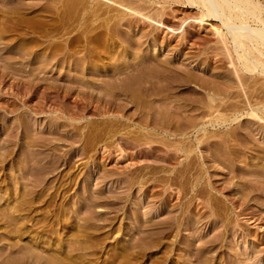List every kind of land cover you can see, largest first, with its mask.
Masks as SVG:
<instances>
[{
  "label": "rangeland",
  "instance_id": "1",
  "mask_svg": "<svg viewBox=\"0 0 264 264\" xmlns=\"http://www.w3.org/2000/svg\"><path fill=\"white\" fill-rule=\"evenodd\" d=\"M6 1L10 2L9 0H6ZM20 1H23L22 3L24 4H27V3L30 4V2H32L33 0L32 1L31 0H20ZM41 1L42 3H44L46 0L44 1L37 0L36 2L41 3ZM82 1L84 2V0ZM82 1L79 0L80 4H78V1L71 2V3L69 2L68 4V2L65 3L64 0L63 1L55 0V2L58 5H61L62 2L64 3V5L62 4L61 7L57 5L58 7H60L59 11L58 9L53 10L54 7L52 8V6L55 5L53 3L52 6L50 5V8H49L50 11L48 10V8L42 11L43 8H40L39 6L40 9H36L37 11L33 10V12L32 10H28L25 8V10H23L20 13V15L11 14V13L8 14L9 11L7 8L9 7L7 6L2 7V5L0 4V10H1L0 11V35H1L0 36V158H1V154L3 156V153L6 152L5 150L7 148H8L7 149L8 153L11 150L13 151V153L12 151L9 153L10 155L8 156L10 157H8L7 160H5L6 162L3 161L2 163L0 161L1 162L0 163L1 164L0 165L1 166L0 167V187H1L0 192L2 193V195L1 193L0 195L4 197L3 201H5L6 199H8L7 195L9 196L10 193L16 194L15 190L16 191L19 190L17 193L19 195L22 194L23 197L22 195L21 197L24 198V196L25 197L27 196L28 191L30 192L32 191L29 188L33 189L32 186L34 185V183L38 181L37 183L39 184L40 188L38 184L36 185L37 189L33 186L34 189H36L35 190L36 193L32 194L29 192L32 195V198L34 199L35 202L32 203L33 201L32 199V201H30V204L31 205L33 204L32 206L25 205V208L29 206V208L31 207L33 209L27 208V209H24L23 211L20 210V213L23 215L25 214L24 215L25 217L26 216L28 218L31 217L30 218L31 221L29 222H28L29 219L26 217L29 225H34L33 221H35L36 218H38L37 221L39 220L41 222H43L47 218L50 219V221L49 220L45 221L46 222L45 224H47V226L52 221L51 222L52 229L50 227L51 225L49 227L46 226L45 229L42 226L40 228L37 225H34L35 229L31 228L33 226H29L31 229L30 231L32 232L33 235L32 234L29 235L28 234L29 232L27 234L24 233V235L22 234V236H18L16 240L19 237H21L19 238L18 241L20 242L21 240L23 241L24 244L22 242L20 243H22L23 245H26L25 242L29 243V240L34 239V237L38 238L37 235L39 232H40V236L41 235L43 236L45 234L44 237L46 236L45 238L47 239L48 234L49 235L52 234L51 236H54V235L56 236L54 232L55 230L58 229L56 232H60L61 234L62 232L65 231L62 235L61 234L60 235L62 239L65 240L64 243L68 244L69 241L71 242L72 240L77 239V237H79V239L82 240L83 237L81 236L86 234L90 238L87 239V241L86 240L84 241L83 245L84 244L85 246L87 245L86 246L87 248L86 250H82L81 252H83L85 257L88 256L86 257L87 259L86 262L87 263L89 262L88 264H119L121 260L126 261L127 257H129L128 259L131 258L130 261L127 260L129 261L130 264H140V263L141 264H148V263L155 264L154 262H156V264H163V263L182 264L186 260L188 262L190 261L189 263L186 261V264L187 263L188 264H201V263L202 264H252V263L253 264H264V192L258 189L259 191L256 190L257 192H255L254 195H252L247 201L244 202L242 200V197L245 196L244 193L246 191L248 192V190L251 188L250 186L252 187L255 186L257 180L256 182L253 180L252 183H250L251 180L249 179V176L247 175H246L247 178L245 176L244 177L246 178V180L249 179L248 180L249 182L242 180L244 179L243 177L242 178L240 176H239L240 178L237 176L234 177V175L237 174V172H235L236 170H234L233 167H230L229 165L230 157H228L230 156L231 153H234V148L241 147L243 143L247 140L248 141L250 140L252 145H254L253 140L257 139L259 140V143H262L264 145V135L262 134V132L264 133V121L262 124L261 120L258 121V119L247 115V113H245V115L242 116L241 119L239 118L235 120L234 122H232L231 120L232 119L231 117H234L237 114L241 113V112H238L239 110L242 111V113H244V110H243L244 106H246L249 100L253 101L252 104L253 103L255 104L256 102L255 100L258 99V97L259 99L261 98L262 100H264L263 99L264 87L262 91L260 90L261 92L258 91L259 93H251V91L249 90H252V89H249L248 87L247 89L248 91L244 90L248 92V94H244V91L240 90V88L233 91L234 89L233 88L232 91L235 94H232L231 96L226 94L227 91L230 89L229 88L228 90H226L225 93H223V94H226L227 96H224L223 94H220L219 96H217L218 97L217 102H220V101L222 102L223 100L222 98H225L223 102L227 101V104H235V102L239 101L238 103L235 104L236 105L235 108L239 109L237 110L238 113L236 114L235 108H234V112L232 110L233 106L232 107L230 106L231 109L228 107H223V106H221V108L214 107L212 109L206 107L204 102L208 100V97H206L207 95L205 94L209 89L207 88L205 89V87H202V84L199 83V81L198 83H196L195 81L194 82L192 81L191 83L186 81L187 80L186 72H187L189 73V75L192 74L193 76L198 77V79L204 78L205 80H208V81L211 80L214 85L218 83L217 85H220L221 87H223L224 84L226 83H228L226 85H229L230 75L231 77H234L235 74L237 76V73L231 74V72H234V71L230 70V59L228 60L229 55L227 54L229 52L228 50H226V46L224 45V43L221 41V38L219 37L221 24L218 21L216 22L206 21L202 25H200L199 24L200 22L199 14L200 13L198 12V10L196 8H192L191 6L182 5L178 3L177 4L161 3V5L158 3H153L154 4V5L152 4L153 7L148 3V4H144L146 5V10L144 9L142 11H139L138 13L132 16L130 15L125 16L124 15L125 13L122 11L116 10L118 12L116 13L115 9H113L112 7L111 9V8H108V6L105 4L100 5L98 0H86L85 1L86 3L89 1L87 4L83 3ZM261 1L263 2L264 0H261ZM76 3H77L76 7L78 9L74 5ZM81 3H83L84 5L82 6ZM65 4L66 6L67 5L70 6V8H68L70 11H72L71 8L73 9V12H71V14L73 13L74 15L69 14L70 11L67 14L68 10L67 8H65ZM88 4L94 8H98L99 6H101L102 8L104 7L105 9L103 8V10L100 11L102 15L99 14L102 16V18L100 16L94 17L92 13L93 9L90 8ZM136 5L137 4H133V7H136ZM148 6L150 9L148 8ZM63 7L65 9H61ZM51 8L53 11L51 10ZM5 10L8 11V13L7 12L3 13V11ZM63 10H65L66 12L65 11L63 12ZM107 10L110 12H107ZM53 12L57 14L61 12L62 15L60 16L62 17V19H64L65 17H67L66 18L67 20L70 19L68 21H66V19H64L65 21L60 20L59 24L64 23L63 26H65V29L66 27L68 29H66L67 31L62 32V34L60 33V36L56 35L58 38V39L56 38V40L60 44H63L64 46H66V49H64L65 47L63 46V49L65 50V52L70 51L69 53L73 54L74 57L71 56L72 60L66 61L62 56H60L61 59L58 56L59 60L52 61L50 63L47 62L48 65L47 64L45 65V59H44L45 57H42V56L38 57L40 58V60L41 58H43L42 60L44 61L42 62V60L36 61L35 59L37 58L34 59L32 57L33 55H29L31 47H32V46L29 47L30 46L29 43H32L33 41L35 42L40 41V39L41 41H44L45 39H47L46 36H44V31L45 30L47 31V29L50 28L49 25H47L49 24L48 22L51 20L50 17L53 16L52 17V20H53L54 16L57 15L55 13H54L55 15H53ZM83 12L84 14H82ZM76 13L77 15L81 13L80 15L82 17H85L88 15L87 18L91 17L90 22L92 20L94 21L93 18H95V21L98 19L101 24L98 22V20L94 22L95 23L98 22L100 25V28L104 27L105 29H100V30H103V32L105 31V33L107 31H108L107 33H109V30H113V31H110L111 33L108 34L109 36L111 34L113 44H112L111 39H108V43L110 42L109 43L110 45H114L115 43V45L110 49L112 50V52L108 51V53H111L113 57H115L116 54L117 56L118 54L119 56L127 54L128 58L126 59V61H130L128 59H131L129 57L132 54L136 55L141 52H142V55H145V54L149 55L148 57L150 59H152L153 56H155L154 58L156 57L158 58L160 55L162 60L163 59L166 60L168 58L167 60H170L173 64V66L171 64V67L173 68L175 67L174 69L177 71H171V69L166 70L165 68H160L157 66L156 62L155 63L152 62V63H148V69L144 71L143 73V72H140V69H139L140 65H142V63H140L141 61L137 62L138 59H136V60H132V63L128 62V67H131L132 64L134 65L132 66L134 67L133 70L131 69L129 70V72L127 68L122 67L120 71L122 70V72L124 73L120 72V74L117 73L115 75L114 74L112 75V73L110 74L106 73V71H103V73L102 72L98 73L97 72L98 69H94L93 67L95 66L96 63H98L99 60L96 58H93L92 60L91 56H89V58H87L86 56V55H89V53H87V52H90L89 50H92L91 52H93V50H96V49H94L95 47H93V44L91 47L93 49H89L90 46L86 48V46L90 43H87L89 40L86 39L84 35L82 34L87 33V35H85L87 37L89 35L88 32L89 33L96 32L97 34L95 33L94 35L90 34V37H89L90 40L92 39L95 40V38L91 39V36L93 35L92 37H94L96 35L97 36L100 35L98 34L100 30L93 31L95 30L94 27L99 26V25H97L98 23L95 24L94 22H91L90 24L89 22L88 23L86 22L85 26L89 27L90 30L88 28H85L83 25L85 19L81 20L82 17L80 15H79L80 18L79 17L74 18V17H77L75 16ZM5 14H8L9 16L8 15L6 16ZM66 14L68 16H66ZM142 16H144L143 18L149 17L148 19H146V22L148 23L143 24L139 22L136 25V24H133L132 21H130L132 17L136 18V17H142ZM17 17L19 19H17ZM59 19L61 18L59 17ZM74 19L75 20L79 19V21L75 23ZM106 19H109V21ZM119 19H121L122 21ZM40 20L41 22L46 23V25L40 27L42 25L40 23ZM112 20H115V22ZM116 20H118L117 21L118 23L116 22ZM20 22H22V24ZM37 22L40 24V26ZM68 22H70L69 26L72 24L71 27L65 25V23H68ZM112 22L114 23L112 24ZM93 23L95 25L94 27H93ZM104 23L106 25L108 23V26L110 27V29ZM154 23H156L158 26ZM35 26L37 28H35ZM105 26L107 27V30ZM5 27L9 29L6 30ZM30 27L31 28L34 27V28L31 29ZM83 27H84V30H83ZM18 28L19 30L21 28V30L19 31ZM82 30L84 32L85 30H88V32L86 31L85 33H81ZM15 31H18V32H15ZM78 32H80L79 35L81 34L84 37V40H83L82 36L80 35L81 36L80 41L82 40L80 43H83V41L85 42L86 40L88 41L85 44L79 43V45L77 43L79 41H77L75 42V44L77 45L73 44L71 49L68 50L70 47V46H67L68 42H70L69 39L71 40L76 34L78 35ZM114 32L116 35L114 34ZM107 33L103 34L101 31V34L103 35H107ZM40 34H42L44 37ZM100 36L101 38L105 37L102 35ZM187 36L189 38V40H187L188 42L186 41V38H185ZM105 38H103L102 40H104ZM95 41L92 42V43H95L94 45H96ZM203 41H206V42H203ZM24 43L25 45L27 44V48H25ZM192 43L193 44L197 43V45L199 43L201 50L196 49L195 46L194 47L191 46ZM60 49L57 51L58 53L61 52L60 55H62V51L64 50L62 49L61 51ZM45 50L47 51V55H49L50 52L52 51L49 47H47V49L45 48L44 51ZM27 51L29 54L27 53ZM151 51L153 52L151 53ZM147 52L150 54H148ZM199 52L201 54H199V57L197 59L196 54H198ZM25 53L28 55H26ZM42 53H46V52H42ZM102 53L106 54V51H103ZM154 53L155 54L158 53L159 55L158 54L155 55ZM190 54H193L191 55L192 57L190 56ZM138 55L141 56V54H138ZM84 56H86L88 60H86V58L85 60L84 59L82 60ZM117 56L115 58H117ZM160 57L158 59H160ZM80 58H81V61H80ZM220 58L221 59L223 58V60H225L224 65H220L221 63H216V59L218 60ZM89 60L92 62H89ZM185 63H189V64H185ZM203 64L205 67L204 70L201 69V65ZM188 66L192 67L193 70L185 69V67L187 68ZM141 74H142V77H143V74H145L144 78L140 76ZM127 76L131 77V79L127 78ZM149 76L151 77V79ZM98 78H99V81H98ZM262 78L263 77H260V80H258L260 84V85L258 84L259 86H262V84L264 83V80ZM110 79L112 80L110 81ZM142 79H144V81ZM136 80L138 83H136ZM161 80H163L164 83L161 82ZM113 81L116 82L114 83L115 84L114 87L112 86L113 84L107 83V82L113 83ZM157 81L161 82L164 85L167 84L168 88H162L163 85H161V83L160 85L157 84ZM243 81H241L242 84L244 83ZM89 82H91L90 85H89ZM106 83L108 85L110 84L114 89L111 88V86L108 87ZM134 83L139 84V85H135ZM142 84L144 86V87L142 86L143 90H141V87H140ZM169 85H171V87ZM120 86L122 87L120 88ZM106 87L107 89L111 88V91L110 89L109 91L106 90ZM138 87H140L139 88L140 91L137 92L136 89H138ZM216 87L219 90L220 89L223 90L222 88H219L218 86ZM224 87H227V86H224ZM170 88L172 89L170 90ZM94 89H96V91ZM104 91L106 92L105 93L106 95L104 94ZM147 91L149 94L146 93ZM111 92L115 95H113ZM144 94L147 96L150 95L149 96L150 101H146V104L144 102L145 100L143 99ZM129 98L131 100H129ZM141 98L143 101L141 100ZM193 99L194 100L198 99L200 103L199 102L192 103L191 100ZM202 106H205V107H202ZM180 107H181L180 110L182 111H180L179 109L175 110ZM157 108L159 109L160 112H158ZM163 109H164V113L166 110L167 117L172 114L171 117L175 116L177 118V121L178 119H181V118L183 119L184 123L183 122L181 123H183V125L187 127L182 125L183 127L182 131L183 133L185 131V133L190 134L188 135V137L193 135L192 137L193 139H195V144L188 142L189 140L186 143L180 144L179 141L180 139L182 140L183 137L166 136V134H164L162 130H159V131L158 130L156 131L154 129L151 130L153 125L150 126L149 129L154 134L150 132V135H149L150 137L146 136V139L145 137H143L144 139L142 137L139 138L140 134L144 135L145 132L147 133V131H145L146 129L139 125V124H143L141 121L142 120L144 121L146 119L144 121V124H152V123L154 124V122H152L154 121L153 117L158 118L156 116H160V115H157V114L158 113L160 114L161 112H163L162 111ZM222 115H225L226 117L225 116L224 117L226 119L228 118L227 124L216 123L218 119H219L218 122L220 123L223 121L224 117L223 118L220 117ZM175 117L174 119L168 117L169 120L172 119V122L170 121L171 124L175 123V121H173L175 120ZM218 117L222 118V121H220L221 119ZM157 120L155 119V121ZM146 121L147 123H145ZM211 121H214L212 122L214 126H212ZM251 122L255 124L257 127L262 128L261 132L254 131L253 130L254 125ZM196 123L197 125L199 123H201L200 125L207 124L208 130L211 131L210 133L208 132V134H210L209 135L210 138H208L209 136L204 135L202 132L201 133L203 135L202 136L203 139L200 137L201 136L200 133L192 134L193 133L192 131H194L193 125H195ZM167 124H169V122ZM175 124H178V123H175ZM18 126H19V129L17 128ZM134 126L135 128H138V129H135ZM111 128H112V131H110ZM247 129L249 132H247ZM174 131L175 129H173L172 132ZM114 132H117V133H114ZM137 132H139V134ZM123 135L124 137L130 136L135 141L136 139L134 137L138 136L137 138L139 141H137L136 144L140 143V146H138L137 144L139 148L135 145L131 146L132 144H128L126 140L124 139ZM197 135H200L198 137L202 139V142L200 144L198 143V141H196L197 137L195 138V136ZM178 138L179 140L177 141L176 139ZM250 138L252 139V141ZM231 139H232L231 141L232 144L228 142ZM10 140H12V142ZM148 140L149 142H147ZM140 141L143 142L144 144L141 143ZM221 141H224L225 143L228 142L229 145L225 143L224 145ZM234 143H236L235 146H234ZM186 144L189 145V147H187ZM191 145H193V148ZM250 145L251 144L249 143V149H247L246 154L247 155L248 154L249 155L258 154L257 147L252 148L253 146L252 145L250 146ZM4 146H7L5 147L6 149L5 148L2 149ZM178 146L180 147L181 151L177 149ZM175 148L178 150L177 151L178 153L175 152L176 151ZM228 149H229V152H228ZM235 152H237V150H235ZM175 158L176 160L182 161V164L175 165V161H176ZM240 158L241 157H239V159ZM1 159L4 160L5 158L2 157ZM13 159L15 160L14 162H13ZM31 161H34V162H31ZM168 161H171V162H168ZM29 163L31 164L29 165ZM231 163L237 164L239 163V160L235 159L234 162L231 161ZM40 167L41 169L39 171ZM260 169H261V172L259 173V177H262L263 176L262 175L263 165H262V168L260 165ZM34 170L36 171L37 176H34L36 175ZM42 170L51 171L50 173L49 171H46L49 177H46L45 181H44V177L47 175H45L46 172L45 173L43 172L44 176L43 174L40 175ZM25 172H28L29 174L27 175V173L25 174ZM23 173H24L23 176L26 175L25 179L26 178L27 179L23 180L24 177H22V181L20 179L18 180V178L21 177L20 174L22 175ZM29 175H31L30 177L32 179V182L30 180ZM38 175L43 177L42 179L43 182L42 181L39 182L40 181L39 179H41L42 177ZM141 176L143 178H141ZM36 177L37 178L40 177V178L37 179ZM171 178L174 180H171ZM262 178H259V179H262ZM28 179H29V182H28ZM126 179H127V182H126ZM26 182H28L29 184H26ZM40 183L43 184L42 187H41L42 184L40 185ZM132 183L133 185L131 186L130 184ZM245 183H246V186L249 185L247 186L249 187V189L245 187ZM257 186L259 187L260 184L257 183ZM24 188H26L27 190ZM4 189L5 190L7 189V190L5 191ZM34 189L32 192H35ZM7 191L8 192L11 191V192L6 193ZM38 191H42L41 193H44L41 197H38L40 199L36 198ZM154 192L158 194H154ZM18 198L19 200L21 199L22 201V198H20V196H18ZM18 198L16 196V201H14L15 200L14 199L13 202L7 201L9 202V204L5 202L6 205L8 204L7 208L9 207L13 208L16 205L18 206V204L20 203L18 201ZM29 198H31L30 195H29ZM40 200L43 202H41ZM3 201L2 202L0 201L1 209L2 208L4 209V207L6 208V205ZM240 201L241 203H239ZM139 202L140 204H142L140 208H138L137 206V205H140ZM10 204L11 206H9ZM21 206L22 205H20V207ZM164 207L166 210H163ZM84 208H86V210ZM87 209L88 211L91 209L90 212L92 213L94 212L93 215L88 214ZM26 210L27 211L30 210L29 212L30 215L28 212L26 213L24 212ZM67 211H68V215L73 216L72 217L73 220L70 219L69 221H67V227L68 225L70 226L68 228H64L63 229L64 231H63L61 230L62 225L61 223L58 222V220L63 218L64 216L56 217V215H60L63 212H67ZM72 211H76V212H72ZM136 213L143 215L144 217H147L149 219L151 217L153 218L154 216L153 218L154 222H159V221L166 222L167 220V223L169 222L171 223L172 219L175 218L174 220H176L178 224L176 223V226H173V228H171L174 230L171 234L167 235L168 237L163 233L165 231L164 228L162 229V227H159L156 229L155 228L152 229L146 226V222H140L138 224V228L140 229L139 232L141 234L140 233L132 234V233H129L130 232L129 228L131 227L130 226L131 223H136V222H130V219H132V217ZM96 214H98V216ZM45 215L47 216L46 219H44ZM88 215L90 216L87 217ZM94 215H95V218H93ZM53 217L56 219H53ZM41 218L43 219V221ZM64 219L66 220L65 217L63 218V220ZM55 220L57 221V223ZM91 224H92V227H91ZM93 224H95V226ZM38 225H41V224H38ZM53 225L55 228L53 227ZM174 227H177V228H174ZM179 227L181 228L180 230L181 232L179 231V233H177L179 230ZM49 229L50 231H48ZM167 229H170V228H167ZM4 230H5V227H4ZM51 230L54 232L52 233ZM4 232H7V230L3 231V227L0 228V235L3 234L2 236L4 237V239L5 237H7L6 238L7 240L3 239L2 241H0V244H1L0 247L2 249L0 253H2L3 251L9 252L10 249L13 251L14 249V248L12 249V247L10 246H12L11 244L13 242V238L15 239V235L12 238L8 234L5 235ZM126 235H128L129 238L123 240V238ZM57 236L59 235L57 234ZM95 236H97L96 238L98 239L97 240L98 242L96 240H95L96 242L94 240H90L92 237H95ZM8 237L9 239L11 238L12 240L10 239L9 241ZM155 238H160V239L162 238L161 240L164 242L162 244L164 245H161V247L159 246L158 248L153 247V244H152L153 242H151V240L153 241V239ZM0 240H1V236H0ZM210 240L211 241L215 240L213 242L216 243V246L212 248V250H209V251L205 250L206 253H204L205 251L200 252L198 248H200V246L201 247L205 246V243L210 242ZM93 241H94L95 246H93L89 250L88 245L90 244L91 246ZM3 243L5 244L4 245L5 247L2 246ZM208 245L210 244L208 243ZM148 246H150L151 248ZM9 247L10 249H8ZM69 249L70 248L66 247L65 251ZM138 253L139 254L142 253V254L139 256L137 255ZM110 255L112 256V258L116 260L115 263L112 262L113 259L111 258ZM17 256L19 257L20 255L17 254ZM17 256H13V258L14 257L16 258ZM7 260L8 258L6 259V262H4L3 264H6ZM1 261L2 259H0V262ZM124 262L120 264H123ZM18 263L19 262H17V264Z\"/></svg>",
  "mask_w": 264,
  "mask_h": 264
},
{
  "label": "bare ground",
  "instance_id": "2",
  "mask_svg": "<svg viewBox=\"0 0 264 264\" xmlns=\"http://www.w3.org/2000/svg\"><path fill=\"white\" fill-rule=\"evenodd\" d=\"M10 2H7L6 0H0V4L2 5V7H5V6H7V7H9V8H7L8 9V11H9V13H8V11H3V13L5 12H7L8 14H18V15H20V13L23 11V10H25V8L26 9H28V10H32V12H33V10H36V9H40V8H43L42 9V11H44V9H46V8H48V10L50 11V5L52 6L53 5V3L55 4L54 6H52V8H53V10H57L58 9V11L60 10V7L62 6V4L64 5V3L62 2V4L61 5H58L56 2H55V0H46L44 3H42V1H41V3H38V2H36L35 0H33V1H35V2H33L32 0V2H30V4L29 3H27V4H24V3H22L23 1H20V0H9ZM44 1V0H43ZM63 1V0H62ZM75 1H78V4H80V2H79V0H64V2L65 3H67L68 2V4H69V2L71 3V2H75ZM80 1H82V0H80ZM86 0H84V2L83 3H85V4H87L86 2H85ZM98 2H99V4L100 5H107L108 6V8H113V9H115V11L116 10H119V11H122V12H124L125 14V16L126 15H130V16H132V15H135L136 13H138L139 11H142V10H146V5H144V4H150L151 6H152V4L153 3H158V4H160L161 5V3H169V4H182V5H187V6H191L192 8H196L197 10H198V12L200 13L199 15V18H200V22H199V24L200 25H202L204 22H208V21H218L220 24H221V26H220V33H219V37L221 38V41L224 43V45L226 46V50H228V52L229 53H227L228 55H229V58H228V60L230 59V70H232V71H234V72H231V74L232 73H237V76H236V74L234 75V77H231V75H230V83H229V85H226V84H228V83H226V84H224V86H227V87H221L220 85H217L218 83H216V85H214L213 84V82L211 81V80H205L204 78L203 79H201L200 77V79H198V77H196V76H193L192 74H190L189 75V73H187L186 72V74H187V77H186V81H188L189 83H191L192 81L194 82H196V83H198V81H199V83H201L202 84V87H205V89L207 88V89H209L207 92H206V94L205 95H207L206 97H208V100L206 101V102H204L205 103V106L206 107H208V108H210V109H212V108H214V107H220L221 108V106H223V107H228V108H230L231 109V107L233 106V108H232V110H233V112H234V108H235V104L236 103H238V102H235V104H227V101L226 102H223V100H225V98H222L223 100H222V102L220 101V102H217V96H219L220 94H223V93H225L226 92V90H228L229 88V90L227 91V93L226 94H228L229 96H231L232 94H235V93H233V91L234 90H236V89H238V88H240V90H242V91H244V90H247L248 89V87H249V89H252V90H249V91H251V93H259L258 91H262L263 90V87H264V83L262 84V86H259L260 84H259V82H258V80H260V77H263L262 79L264 80V1L262 2L261 0H98ZM52 3V4H51ZM59 3V2H58ZM61 3V2H60ZM83 3H81L82 4V6L84 5ZM92 3V2H91ZM73 4V3H72ZM133 4H137L136 5V7H133ZM60 6V7H58V6ZM71 5V4H70ZM75 5V7H76V5H77V3L76 4H74ZM73 5V6H74ZM89 5V4H88ZM92 5V4H91ZM94 5V4H93ZM154 5V4H153ZM164 5V4H163ZM162 5V6H163ZM25 6V7H24ZM39 6H40V8H39ZM68 6V5H67ZM66 6V4H65V8H67V10H68V12H67V14L69 13V9L68 8H70V6H68L67 7ZM72 6V7H73ZM86 6V5H85ZM90 6V5H89ZM88 7V6H87ZM96 7V6H95ZM133 7V8H132ZM153 7V6H152ZM161 7V6H160ZM52 8H51V10H52ZM64 7L63 8H61V9H65ZM77 8V7H76ZM90 8H92L93 10H92V13H93V15H94V17L95 16H100L101 18H102V14L100 13V11L101 10H103V8L101 7V6H99L98 8H94V7H92V6H90ZM111 8V9H112ZM148 8H149V6H148ZM147 8V9H148ZM78 9V8H77ZM87 9V8H86ZM85 9V10H86ZM105 9V8H104ZM110 9V10H111ZM150 9V8H149ZM52 10V11H53ZM71 10L72 11H70V13L69 14H71V12H73V9L71 8ZM89 10V9H88ZM87 10V11H88ZM1 11V10H0ZM37 11V10H36ZM45 11H47V10H45ZM62 11V10H61ZM65 10H63V12H64ZM79 11V10H78ZM35 12V11H34ZM40 12V11H39ZM57 12V11H56ZM66 12V11H65ZM106 12V11H105ZM107 12H110V11H108L107 10ZM55 12H53V15H55V14H57V13H55ZM75 13V12H74ZM78 13V12H77ZM77 13H76V15L75 16H77V17H74V18H78L79 17V15L81 14H78L77 15ZM116 13H118L117 11H116ZM8 14H5L6 16L8 15ZM48 14V13H47ZM66 14V16H68ZM73 14V13H72ZM71 14V15H72ZM82 14H84V12L82 13ZM87 14H89V13H87ZM99 14H101V15H99ZM17 15V16H18ZM60 15H62L61 14V12L59 13V14H57V15H55L54 16V19L52 20V17L53 16H51L50 18H51V20L48 22L49 24H47V25H49V29H47V31L45 30L44 31V36H46V38L47 39H45L44 41H41V39H40V41H37V42H35V41H33L32 43H29V47H31V50H30V54L28 53V51H27V53L29 54V55H33L32 57L35 59V58H37V59H35L36 61L37 60H40V58H38L39 56H42V57H45L44 59H45V65L47 64V62H52V61H56V60H59V58H60V56H62L66 61H70V60H72L71 58L72 57H74L73 56V54H71V53H69V52H65V50L64 49H66V46H64L63 44H60L59 42H57V40H56V38H57V36L56 35H59L60 36V33L62 34V32H64V31H67L66 29H68L67 27H66V29H65V26H63L64 25V23H61V24H59L60 23V20L61 21H65L64 19H66L67 17H65L64 19H62V17L60 16ZM64 15V14H63ZM70 15V16H71ZM74 15V14H73ZM92 15V14H91ZM90 15V16H91ZM109 15V14H108ZM115 15H117V14H115ZM9 16V15H8ZM32 16V15H31ZM37 16V15H36ZM40 16V15H39ZM57 16V17H56ZM69 16V17H70ZM81 16V15H80ZM121 16V15H120ZM119 16V17H120ZM140 16H141V14H140ZM13 17V16H12ZM21 17V16H20ZM23 17V16H22ZM43 17V16H42ZM59 17L61 18V19H59ZM82 17V16H81ZM86 17V18H85ZM85 17H82L81 18V20L82 19H85V21H84V23H83V25H84V27L85 28H88L89 29V27H86L85 26V23L87 22H89V24L91 23V22H94L95 21V18H93L94 19V21L92 20L91 22H90V19H91V17L90 18H87L88 17V15L87 16H85ZM96 17V18H97ZM100 17H99V19H100ZM135 17V16H134ZM144 16H142V17H136V18H131L130 19V21H132L133 22V24H138L139 22L140 23H143V24H146V23H148V22H146V19H148L149 17H146V18H143ZM5 18V17H4ZM80 18V17H79ZM114 18V17H113ZM117 18V17H116ZM115 18V19H116ZM2 19V18H1ZM8 19V18H7ZM17 19H19L18 17H17ZM23 19V18H22ZM30 19H32V18H30ZM41 19V18H40ZM43 19H45V18H43ZM56 19H57V21H56ZM105 19V18H104ZM118 19V18H117ZM124 19H125V17H124ZM42 20V19H41ZM41 20H40V23L42 24L41 26H40V24H39V26L40 27H42V26H45L46 25V23H44V22H41ZM68 20H70V19H68ZM67 19H66V21H68ZM75 20V19H74ZM98 20V19H97ZM96 20V21H97ZM106 20H108L109 21V19H106ZM119 20H121V19H119ZM129 20V19H128ZM5 21V20H4ZM22 21V20H21ZM43 21V20H42ZM45 21V20H44ZM77 21H79V19L78 20H75V23H77ZM95 21V22H96ZM101 21V20H100ZM112 21H114L115 22V20H112ZM118 20H116V22H117ZM122 21V20H121ZM94 22V23H95ZM98 22H99V20H98ZM97 22V23H98ZM103 22V21H102ZM105 22V21H104ZM114 22H112V24L114 23ZM120 22V21H119ZM126 22V21H125ZM162 22V21H161ZM21 24H22V22H20ZM23 23H25V22H23ZM35 23V22H34ZM33 23V24H34ZM69 23L70 22H68V23H65V25H67V26H69ZM78 23H80V22H78ZM94 23H93V27L95 26L94 25ZM97 23H95V24H97ZM100 23V22H99ZM99 23L97 24V25H99ZM118 23V22H117ZM122 23V22H121ZM163 23V22H162ZM7 24V23H6ZM14 24V23H13ZM28 24V23H27ZM30 24H32V23H30ZM36 24V23H35ZM34 24V25H35ZM37 24V25H38ZM74 24V23H73ZM101 24V23H100ZM105 24V23H104ZM132 24V23H131ZM142 24V25H143ZM154 24H156V23H154ZM20 25V24H19ZM83 25H81V26H83ZM106 25V24H105ZM111 25V24H110ZM117 25H119V24H117ZM116 25V26H117ZM140 25V24H139ZM157 25V24H156ZM217 25V24H216ZM33 26V25H32ZM38 26V27H39ZM72 26V24L69 26V27H71ZM75 26H76V24H75ZM74 26V27H75ZM88 26V25H87ZM90 26H92V25H90ZM109 29H110V27L108 26V23H107V25H106ZM105 26V27H106ZM115 26V27H116ZM158 26V25H157ZM161 26V25H160ZM3 27V26H2ZM16 27V26H15ZM21 27V26H20ZM27 27V26H26ZM84 27H83V30H84ZM102 27H103V25H102ZM107 27H106V30H107ZM113 27V26H112ZM112 27H111V29H112ZM152 27V26H151ZM6 28V27H5ZM13 28V27H12ZM31 28V27H30ZM32 28H34V27H32ZM31 28V29H32ZM35 28H37L36 26H35ZM44 28V27H43ZM82 28V27H81ZM80 28V29H81ZM91 28V27H90ZM95 28V30H93V31H96V30H100V29H105L104 27L103 28H100V25L99 26H96V27H94ZM218 28H219V26H218ZM9 29V28H8ZM7 28H6V30H8ZM92 29V28H91ZM116 29V28H115ZM118 29V28H117ZM164 29V28H163ZM13 30V29H12ZM18 30H19V28H18ZM20 30H21V28H20ZM19 30V31H20ZM82 30V31H83ZM90 30V29H89ZM10 31V30H9ZM23 31V30H22ZM80 31V30H79ZM81 31V33H85L86 31L88 32V30H85V32L83 31L82 32ZM101 31H102V33L103 34H106L105 33V31L103 32V30H100L99 32H98V34H100V35H102V36H107L109 33H111L110 31H113V30H109V33H107V35H103V34H101ZM118 31V30H117ZM6 32V31H5ZM15 32H18V31H15ZM72 32V31H71ZM75 32V31H74ZM24 33V32H23ZM27 33V32H26ZM40 33H42V32H40ZM66 33H68V32H66ZM70 33V32H69ZM79 33L80 32H78V35L76 34L71 40L69 39V41L70 42H68V45L67 46H70L69 47V49L68 50H70L71 49V47L73 46V44H75V42H77V41H79V42H77L78 43V45H79V43L82 41H80V39H81V36L82 35H84V37L86 38V39H88V40H86L85 42L83 41V43L85 44L87 41V43H90V44H88L87 46H86V48H88L89 46V49H93V48H91L92 47V44H93V47H95L94 49H96V50H93V52H91L92 50H89L90 52H87V53H89V55H86L87 56V58H89V56H91L92 57V60H93V58H96V59H98L99 61H98V63H96L95 64V66L93 67L94 69H98V73L100 72H102L103 73V71H106V73H112V75L114 74H117V73H119L120 74V72H122V70L120 71V69L123 67H125V68H127V70H128V72H129V70H133V68L134 67H132V66H134L133 64H132V66L131 67H128V62L129 63H132V60H136V59H138L137 60V62H139V61H141L140 63H142V65H140V72H143L144 73V71H146L147 69H148V63H152V62H156L157 63V66L158 67H160V68H165L166 70H168V69H171V71H177V70H175L173 67H171V64H172V62L170 61V60H162L161 59V57H160V55L158 54V53H156V54H158L159 55V57H160V59H158L157 57L156 58H154L155 56H153L152 57V59H150L148 56L149 55H146L145 53H143V54H145V55H142V52L141 53H138V54H141V56L140 55H138V54H132L129 58H131V59H128V60H130V61H126V59L128 58V55L127 54H125V55H121V56H119V54H118V56H117V54H116V56H117V58H115V57H113L112 56V54L111 53H108V51L110 52H112V50H110L114 45H115V43H114V45H110L109 43H108V39H111L112 40V36H111V34H110V36L108 35L106 38L105 37H103V38H105L104 40H102L103 38H101V36L99 35V36H94V37H92L93 35H94V33L95 34H97L96 32H93V33H89L88 32V38L85 36V35H87V33L86 34H80L79 35ZM189 33V32H188ZM187 33V34H188ZM192 33V32H191ZM37 34V33H36ZM46 34V35H45ZM63 34H65V33H63ZM75 34V33H74ZM73 34V35H74ZM90 34H93L92 36H91V39L92 38H95V40H90L89 39V37H90ZM113 34V33H112ZM114 34H115V32H114ZM19 35H20V33H19ZM26 35V34H25ZM29 35V34H28ZM33 35V34H32ZM40 35H42V34H40ZM116 35V34H115ZM1 36V35H0ZM22 36H24V35H22ZM27 36V35H26ZM43 36V35H42ZM43 36V37H44ZM58 36V37H59ZM121 36V35H120ZM189 36V35H188ZM188 36L187 37H185L186 38V41L187 40H189V38H188ZM5 37V36H4ZM61 37H62V35H61ZM60 37V38H61ZM84 37L82 36V38H83V40H84ZM149 37V36H148ZM33 38V37H32ZM35 38V37H34ZM37 38V37H36ZM116 38V37H115ZM58 39V38H57ZM205 39V38H204ZM43 40V39H42ZM206 40V39H205ZM29 41V40H28ZM91 41V42H90ZM93 41H95L96 42V45H94L95 43H92ZM102 41V42H101ZM2 42V41H1ZM63 42V41H62ZM67 42H66V44H67ZM188 42V41H187ZM203 42H206V41H203ZM33 43H35V44H33ZM64 43H65V41H64ZM83 43H80V44H83ZM186 43V42H185ZM7 44V43H6ZM65 44V45H66ZM112 44H113V40H112ZM201 44V43H200ZM10 45V44H9ZM24 45H25V43H24ZM75 45H77V44H75ZM204 45V44H203ZM202 45V46H203ZM7 46V45H6ZM14 46V45H13ZM21 46V45H20ZM63 46L65 47L64 49H63ZM83 46H85V45H83ZM120 46V45H119ZM139 46V45H138ZM191 46H195L196 47V49H200V45H199V43H198V45H197V43H192L191 44ZM199 46V47H198ZM28 47V48H29ZM47 47H49L52 51L50 52V54L49 55H47V51L45 50L44 51V49L46 48L47 49ZM60 47H61V49H60ZM22 48V47H21ZM25 48H27V44L25 45ZM24 48V49H25ZM68 48V47H67ZM85 48V49H86ZM142 48V47H141ZM19 49H20V47H19ZM61 50L62 51V49L64 50V51H62V55H60L61 54V52L60 53H58V51L57 50ZM185 49V48H184ZM194 49V48H193ZM4 50V49H3ZM11 50V49H10ZM26 50V49H25ZM28 50V49H27ZM43 50V51H42ZM49 50V49H48ZM56 50V51H55ZM78 50V49H77ZM201 50V49H200ZM8 51H9V49H8ZM72 51V50H71ZM103 51H106V54H103L102 52ZM156 51V50H155ZM154 51V52H155ZM14 52V51H13ZM42 52H46V53H42ZM153 51H151V53H152ZM16 53V52H15ZM24 53V52H23ZM148 53V52H147ZM26 54V53H25ZM28 54H26V55H28ZM148 54H150V53H148ZM155 54V53H154ZM154 54H152V55H154ZM155 54V55H156ZM199 54H201L200 52L198 53V54H196V58L198 59V57H199ZM138 55V56H137ZM191 55H193V54H190V56ZM198 55V56H197ZM58 56H59V58H58ZM72 56V57H71ZM76 56V55H75ZM83 56V55H82ZM86 56H84V58H82V60L84 59L85 60V58H86ZM185 56H186V54H185ZM189 56V57H190ZM26 57V56H25ZM24 57V58H25ZM90 57V58H91ZM192 57V56H191ZM194 57H195V55H194ZM86 58V60H88ZM202 58V57H201ZM209 58V57H208ZM11 59V58H10ZM9 59V60H10ZM21 59H23V58H21ZM43 58H41V60H42ZM61 59V58H60ZM205 59H206V57H205ZM225 59V58H224ZM28 60V59H27ZM40 60V61H41ZM106 60V61H105ZM109 60V61H108ZM209 60V59H208ZM39 61V62H40ZM44 60H42V62H43ZM80 61H81V58H80ZM225 60H223V58L221 59H216V63H221L220 65H224L225 64V62H224ZM34 62V61H33ZM58 62V61H57ZM60 62V61H59ZM86 62V61H85ZM89 62H92V61H90L89 60ZM104 62H106V63H104ZM108 62V63H107ZM15 63V62H14ZM16 63H18V62H16ZM88 63V62H87ZM134 63V62H133ZM139 63V64H140ZM85 64V63H84ZM91 64V63H90ZM105 64V65H104ZM138 64V65H139ZM176 64V63H175ZM185 64H189V63H185ZM228 64H229V62H228ZM16 65V64H15ZM25 65V64H24ZM48 65V64H47ZM51 65H52V63H51ZM80 65V64H79ZM83 65V64H82ZM94 65V64H93ZM129 65H131V64H129ZM135 65H137V64H135ZM177 65V64H176ZM13 66V65H12ZM172 66H173V64H172ZM190 66V65H189ZM185 67V69H192V67ZM212 66V65H211ZM219 66V65H218ZM53 67V66H52ZM136 67V66H135ZM214 67H215V65H214ZM220 67V66H219ZM19 68V67H18ZM38 68V67H37ZM177 68V67H176ZM180 68V67H179ZM194 68V67H193ZM39 69V68H38ZM42 69V68H41ZM138 69V70H139ZM164 69V70H165ZM201 69L202 70H204L205 69V67H204V64L203 65H201ZM154 70V69H153ZM152 70V71H153ZM193 70V69H192ZM126 71V70H125ZM150 71V70H149ZM151 71V72H152ZM157 71V70H156ZM185 71V70H184ZM187 71H189V70H187ZM154 72V71H153ZM164 72V71H163ZM105 73V72H104ZM122 73H124V72H122ZM127 73V72H126ZM134 73V72H133ZM133 73H131V74H133ZM162 73V72H161ZM172 73V72H171ZM177 73V72H176ZM39 74V73H38ZM69 74V73H68ZM93 74V73H92ZM135 74V73H134ZM163 74V73H162ZM203 74V73H202ZM83 75V74H82ZM144 75L145 74H143V77H142V74L140 75L142 78H144ZM147 75V74H146ZM149 75V74H148ZM159 75H160V73H159ZM77 76V75H76ZM117 76V75H116ZM133 76V75H132ZM156 76V75H155ZM158 76V75H157ZM174 76V75H173ZM203 76V75H202ZM206 76V75H205ZM84 77V76H83ZM94 77V76H93ZM101 77V76H100ZM111 77V76H110ZM139 77V76H138ZM150 77V76H149ZM148 77V78H149ZM164 77V76H163ZM184 77H185V75H184ZM183 77V78H184ZM195 77V78H194ZM213 77V76H212ZM226 77V76H225ZM117 78V77H116ZM119 78V77H118ZM124 78V77H123ZM127 78H130L131 79V77H128L127 76ZM135 78V77H134ZM147 78V79H148ZM154 78V77H153ZM162 78V77H161ZM175 78V77H174ZM179 78H181V77H179ZM73 79V78H72ZM77 79V78H76ZM86 79V78H85ZM120 79V78H119ZM121 79H122V77H121ZM125 79H126V77H125ZM133 79V78H132ZM139 79V78H138ZM150 79H151V77H150ZM149 79V80H150ZM165 79H167V78H165ZM178 79V78H177ZM185 79V78H184ZM195 79V80H194ZM210 79V78H209ZM70 80V79H69ZM78 80V79H77ZM91 80V79H90ZM94 80V79H93ZM112 79H110V81H111ZM141 80V79H140ZM139 80V81H140ZM143 81H144V79H142ZM183 80V79H182ZM213 80V79H212ZM215 80V79H214ZM228 80V79H227ZM235 82H234V81ZM244 80V81H243ZM71 81V80H70ZM98 81H99V78H98ZM106 81V80H105ZM118 81V80H117ZM126 81V80H125ZM131 81V80H130ZM129 81V82H130ZM153 81V80H152ZM151 81V82H152ZM169 81V80H168ZM167 81V82H168ZM180 81V80H179ZM202 81V82H201ZM241 81H243L244 83L242 84V82ZM76 82V81H75ZM85 82H87V81H85ZM97 82V81H96ZM124 82V81H123ZM161 82H163L164 83V81L163 80H161ZM161 82H159V81H157V84H159L160 85V83ZM215 82V81H214ZM220 82V81H219ZM229 82V81H228ZM261 82V81H260ZM79 83V82H78ZM90 83L91 82H89V85H90ZM105 83V82H104ZM107 83H110V84H113L112 86L114 87V83H116V82H114L113 81V83L112 82H107ZM106 83V84H107ZM118 83V82H117ZM126 83V82H125ZM136 83H138L137 82V80H136ZM195 83V84H196ZM76 84V83H75ZM96 84V83H95ZM108 85L107 84V86L108 87H110L111 85ZM127 84V83H126ZM133 84V83H132ZM135 84V83H134ZM141 84V83H140ZM147 84V83H146ZM150 84V83H149ZM169 84V83H168ZM259 84V85H258ZM86 85V84H85ZM92 85V84H91ZM117 85H119V84H117ZM121 85V84H120ZM135 85H139V84H135ZM161 85H163V87L162 88H168V85L167 84H162L161 83ZM111 86V88H113ZM123 86V85H122ZM122 86H120V88L122 87ZM130 86V85H129ZM131 86H133V85H131ZM142 86H143V84L140 86L141 87V90H143V88H142ZM165 86V87H164ZM170 87H171V85H169ZM216 86H218L219 88H222L223 90H219ZM96 87V86H95ZM99 87V86H98ZM101 87V86H100ZM140 87H138V89H136V91L138 92V91H140ZM144 87V86H143ZM149 87H151V86H149ZM176 87V86H175ZM201 87V86H200ZM236 87V88H235ZM245 87V88H244ZM86 88V87H85ZM105 88V87H104ZM111 88H109L110 89V91H111ZM161 88V87H160ZM161 88V89H162ZM173 88V87H172ZM172 88H170V90L172 89ZM177 88V87H176ZM234 88V89H233ZM91 89H93V88H91ZM98 89V88H97ZM100 89V88H99ZM109 89H107V87H106V90H108L109 91ZM114 89V88H113ZM128 89V88H127ZM146 89V88H145ZM204 89V88H203ZM232 89H233V91H232ZM95 91H96V89H94ZM117 90V89H116ZM120 90V89H119ZM160 90V89H159ZM103 91V90H102ZM107 91V92H108ZM151 91V90H150ZM223 91V92H222ZM239 91V90H238ZM248 91V90H247ZM260 91V92H261ZM145 92V91H144ZM160 92V91H159ZM162 92V91H161ZM165 92V91H164ZM164 92H163V94H164ZM169 92V91H168ZM198 92V91H197ZM264 92V91H263ZM106 92L104 91V94H105ZM112 93V92H111ZM115 93V92H114ZM125 93V92H124ZM143 93V92H142ZM146 93H148V91L146 92ZM145 93V94H146ZM156 93V92H155ZM195 93V92H194ZM239 93V92H238ZM110 94V93H109ZM113 94V93H112ZM118 94V93H117ZM120 94V93H119ZM131 94V93H130ZM144 94V98H143V96H142V98L145 100L144 102H145V104H146V101H150L149 100V96L150 95H145ZM149 94V93H148ZM150 94H151V92H150ZM226 94H223L224 96H227ZM244 94H248V92H246V91H244ZM103 95V94H102ZM106 95V94H105ZM113 95H115V94H113ZM138 95V94H137ZM141 95V94H140ZM152 95H154V94H152ZM156 95V94H155ZM240 95V94H239ZM125 96V95H124ZM136 96V95H135ZM166 96V95H165ZM194 96V95H193ZM223 96V97H224ZM228 96V97H229ZM110 97V96H109ZM115 97V96H114ZM141 97V96H140ZM139 97V98H140ZM233 97V96H232ZM237 97V96H236ZM243 97V96H242ZM255 97H257V96H255ZM138 98V99H139ZM142 98H141V100H142ZM192 98V97H191ZM199 98V97H198ZM234 98V97H233ZM232 98V99H233ZM238 98V97H237ZM236 98V99H237ZM240 98V97H239ZM252 98V97H251ZM164 99V98H163ZM230 99H231V97H230ZM261 99V98H260ZM259 99V97H258V99H256L255 101V104L253 103L252 104V102L253 101H251V100H249V102H251V103H249V102H247V104H246V106H244V113H242V111H240L239 109H237V108H235V110H236V114L238 113V112H241V113H239V114H237L236 116H234V117H229L231 120H232V122H234L235 120H237V119H241V117L242 116H244L245 115V113H247V115H249V116H251V117H253V118H256V119H258V121L259 120H261L262 121V124H263V121H264V100H260ZM263 99H264V95H263ZM127 100V99H126ZM129 100H131L130 98H129ZM202 100V99H201ZM119 101V100H118ZM140 101V100H139ZM143 101V100H142ZM180 101V100H179ZM192 101V103L193 102H195V103H200V101L198 100V99H193V100H191ZM246 101V100H245ZM109 102V101H108ZM202 102V101H201ZM231 102V101H230ZM232 102H233V100H232ZM190 103V102H189ZM203 103V102H202ZM243 103V102H242ZM113 104V103H112ZM120 104V103H119ZM143 104V103H142ZM155 104V103H154ZM179 104H181V103H179ZM84 105V104H83ZM237 105H239V104H237ZM143 106H145V105H143ZM148 106V105H147ZM152 106V105H151ZM183 106V105H182ZM200 106H201V104H200ZM205 106H202V107H205ZM231 106V107H230ZM84 107V106H83ZM87 107V106H86ZM185 107V106H184ZM241 107V106H240ZM88 108V107H87ZM146 108H148V107H146ZM150 108V107H149ZM153 108V107H152ZM176 108V107H175ZM193 108V107H192ZM227 108V109H228ZM82 109H84V108H82ZM158 109V108H157ZM180 110L181 109V107L180 108H177V109H175V110ZM183 109V108H182ZM199 109V108H198ZM216 109V108H215ZM226 109V110H227ZM241 109V108H240ZM15 110V109H14ZM43 110V109H42ZM170 110V109H169ZM207 110V109H206ZM218 110V109H217ZM232 110H230V111H232ZM237 110H239L238 112H237ZM246 110V111H245ZM140 111V110H139ZM157 111V110H156ZM163 112H161L160 114L158 113L157 115H160V116H156V117H158V118H155V117H153V119H154V121H152V122H154V124L152 123V124H144V121L146 120H142L141 122L143 123V124H139L140 126H142V127H144L145 129V131H147V133L145 132V134L144 135H139V138L140 137H145V139H146V136H149L150 135V132L152 133V129H154V130H162V132H164V134H166V136H173V137H178V136H180V137H183L182 138V140L180 139V141H179V143L181 144V143H186L188 140V142H190V143H192V144H195V139H193V135L192 136H189L188 137V135H190V134H188V133H185V131H184V133H183V131H182V125H183V123H184V121H183V119L181 118V119H178V121H177V118L175 117V120H173V121H175V123H178V124H171V122H172V119L171 120H169L168 119V117L169 118H173L174 119V117H171L172 116V114L170 115V116H168L167 117V113H166V110H165V113H164V109L162 110ZM180 111H182V110H180ZM187 111V110H186ZM204 111V110H203ZM225 111V110H224ZM44 112V111H43ZM147 112V111H146ZM152 112V111H151ZM158 112H160L159 111V109H158ZM205 112V111H204ZM221 112V111H220ZM232 112V113H233ZM149 113V112H148ZM189 113V112H188ZM212 113V112H211ZM156 114V113H155ZM170 114V113H169ZM176 114V113H175ZM221 114V113H220ZM106 115V114H105ZM154 115V114H153ZM194 115V114H193ZM213 115V114H212ZM219 115V114H218ZM217 115V116H218ZM235 115V114H234ZM186 116V115H185ZM196 116V115H195ZM225 115H222V116H220V117H224ZM142 117V116H141ZM150 117V116H149ZM189 117V116H188ZM220 117H218V118H220ZM226 117V116H225ZM224 117V118H225ZM145 118V117H144ZM148 118V117H147ZM160 118V119H159ZM179 118V117H178ZM191 118V117H190ZM197 118V117H196ZM202 118V117H201ZM206 118V117H205ZM214 118V117H213ZM222 118H220L221 120L220 121H222ZM223 118V121L220 123V122H218V120H217V122L216 123H219V124H227V119L225 118L224 119ZM155 119L157 120V121H155ZM217 119V118H216ZM148 120V119H147ZM169 120V121H168ZM149 121V120H148ZM171 121V122H170ZM191 121V120H190ZM193 121V120H192ZM216 121V120H215ZM255 121H257V120H255ZM261 121H260V123H261ZM169 122V124H167ZM181 122H183V123H181ZM185 122H186V120H185ZM195 122V121H194ZM196 122H197V120H196ZM212 122H214V121H211V124H212V126H214V124L212 123ZM231 122V121H230ZM139 123V122H138ZM145 123H147V121L145 122ZM192 123V122H191ZM190 123V124H191ZM229 123V122H228ZM248 123V122H247ZM252 123V122H251ZM111 124V123H110ZM201 123H199L198 125H197V123L195 124V125H193L194 126V131H192L193 133L192 134H201V136L200 135H197V136H195V138L197 139L196 141H198V143L200 144L201 142H202V139H203V135H202V133L204 134V135H207V136H209L210 134H208V132L210 133L211 131H209L208 130V127H207V124H204V125H200ZM253 124V123H252ZM257 124V123H256ZM259 124V123H258ZM153 125V126H152ZM254 125V128H253V130L254 131H256V132H261V130H262V128H259V127H257L255 124H253ZM150 126H152V128H151V130L149 129L150 128ZM183 126H185V125H183ZM223 126V125H222ZM226 126V125H225ZM238 126V125H237ZM104 127V126H103ZM128 127V126H127ZM165 127V128H164ZM166 127H167V129H166ZM185 127H187V126H185ZM18 129H19V126L17 127ZM21 128V127H20ZM108 128V127H107ZM121 128V127H120ZM134 128H135V126H134ZM114 129V128H113ZM135 129H138V128H135ZM141 129V128H140ZM173 129H175V131L174 132H172L173 131ZM102 130V129H101ZM116 130V129H115ZM129 130V129H128ZM232 130V129H231ZM245 130V129H244ZM12 131H14V130H12ZM50 131V130H49ZM110 131H112V128H111V130ZM117 131V130H116ZM133 131V130H132ZM136 131V130H135ZM143 131V130H142ZM180 131H182V132H180ZM236 131V130H235ZM144 132V131H143ZM202 132V133H201ZM247 132H249L248 131V129H247ZM107 133V132H106ZM114 133H117V132H114ZM132 133V132H131ZM135 133V132H134ZM138 134H139V132H137ZM84 134V133H83ZM129 134V133H128ZM152 134H154V133H152ZM163 134V135H164ZM221 134V133H220ZM230 134H232V133H230ZM249 134V133H248ZM254 134V133H253ZM259 134V133H258ZM262 134L264 135V133L262 132ZM91 135V134H90ZM108 135V134H107ZM125 135V134H124ZM124 135H123V137H124ZM127 135V134H126ZM133 135V134H132ZM161 135V134H160ZM76 136V135H75ZM87 136H89V135H87ZM162 136V135H161ZM198 136H200V137H198ZM213 136V135H212ZM211 136V137H212ZM232 136V135H231ZM231 136H230V138H231ZM95 137V136H94ZM138 137V136H137ZM136 136L134 137L135 139H136V141L132 138V137H130V136H127V137H124V139L126 140V142L128 143V144H132L131 146H137V144H136V142L137 141H139L138 140V138H137ZM150 137V136H149ZM148 137V138H149ZM191 137V138H190ZM206 137V136H205ZM78 138V137H77ZM99 138V137H98ZM147 138V139H148ZM208 138H210V136L208 137ZM208 138H206V139H208ZM253 138V137H252ZM81 139V138H80ZM84 139V138H83ZM88 139V138H87ZM108 139V138H107ZM123 139V138H122ZM144 139V138H143ZM222 139H224V138H222ZM251 139V138H250ZM254 139H256V138H254ZM53 140V139H52ZM76 140V139H75ZM97 140V139H96ZM142 140V139H141ZM150 140H151V138H150ZM164 140V139H163ZM162 140V141H163ZM168 140V139H167ZM177 141L179 140V138L178 139H176ZM257 140V139H256ZM253 140V143H254V145H252V143L250 142V140L248 141H243L244 143H243V145L241 146V147H239V148H234V153H231L230 154V156H228V157H230V167H233L234 168V170H236L235 172H237V174H235L234 175V177L235 176H237V177H243L244 179H242V180H244V181H246V182H249L248 180L250 179L251 181H250V183H252V181L254 180L255 182H256V180H257V182H256V185L255 186H250L251 188L249 189V187H247V186H249V185H247L246 186V183H245V187H247V189H249L248 190V192L246 191L245 193H244V195L245 196H241L242 197V200L245 202V201H247L252 195H254V193L255 192H257L256 190H262L263 192H264V145L262 144V143H259V140ZM11 142H12V140H10ZM146 141V140H145ZM144 141V142H145ZM207 141V140H206ZM226 141V140H225ZM231 141H232V139L230 140V141H228V142H230V144H232L231 143ZM234 141V140H233ZM251 141H252V139H251ZM59 142V141H58ZM85 142V141H84ZM141 142V141H140ZM147 142H149V140L147 141ZM146 142V143H147ZM152 142V141H151ZM223 144L225 143L224 141H221ZM228 142H226L225 144H227V145H229V143ZM236 142V141H235ZM238 142V141H237ZM50 143H52V142H50ZM141 143H143V142H141ZM178 143V142H177ZM178 143V144H179ZM242 143V142H241ZM249 143L253 146L252 148H256L257 147V150H258V154H254V155H252V154H246L247 153V149H249ZM10 144V143H9ZM36 144V143H35ZM48 144V143H47ZM144 144V143H143ZM179 144V145H180ZM224 144V145H225ZM235 144L236 143H234V146H235ZM238 144V143H237ZM150 145H151V143H150ZM175 145V144H174ZM177 145V144H176ZM187 145V144H186ZM226 145V146H227ZM250 145V146H251ZM9 146V145H8ZM138 146H140V143L138 144ZM137 146V147H138ZM192 146V148H193V145H191ZM190 146V147H191ZM212 146V145H211ZM223 146V145H222ZM231 146V145H230ZM238 146V145H237ZM5 147H7V146H4L2 149H4ZM122 147V146H121ZM136 147V148H137ZM152 147V146H151ZM176 147V146H175ZM187 147H189V145H187ZM207 147V146H206ZM209 147V146H208ZM139 148V147H138ZM191 148V149H192ZM219 148V147H218ZM1 149V150H2ZM6 149V148H5ZM8 149V148H7ZM7 149L4 151L5 153H3V156H2V154H1V158L3 157V158H5L4 160L3 159H1L0 158V161L3 163V161H5V160H7V158L8 157H10V156H8V155H10L9 153L12 151H10L9 153H8V151H7ZM151 149V148H150ZM176 149V148H175ZM177 149L179 150V151H181V149H180V147L178 146L177 147ZM176 149V153H178L177 150ZM190 149V150H191ZM235 150H237V152H235ZM193 151V150H192ZM195 151V150H194ZM3 152V151H2ZM123 152V151H122ZM140 152V151H139ZM142 152V151H141ZM190 152V151H189ZM228 152H229V149H228ZM7 153V154H6ZM12 153H13V151H12ZM127 153V152H126ZM166 153V152H165ZM170 154V153H169ZM12 155V154H11ZM143 156V155H142ZM159 156V155H158ZM173 156V155H172ZM157 157V156H156ZM239 157H241L240 159H239ZM159 158V157H158ZM164 158V157H163ZM177 158V157H176ZM176 158H175V160H176ZM166 159V158H165ZM172 159V158H171ZM188 159V158H187ZM224 159V158H223ZM239 160V163H237V164H234V163H231V161L232 162H234V160ZM26 160V159H25ZM170 160V159H169ZM174 160V159H173ZM228 160V159H227ZM15 160L13 159V162H14ZM0 162V163H1ZM6 162V161H5ZM31 162H34V161H31ZM168 162H171V161H168ZM173 162V161H172ZM194 162V161H193ZM227 162V161H226ZM236 162V161H235ZM54 163V162H53ZM174 163V162H173ZM189 163V162H188ZM192 163V162H191ZM190 163V164H191ZM200 163V162H199ZM224 163V162H223ZM15 164H17V163H15ZM31 163H29V165H30ZM33 164V163H32ZM35 164H36V162H35ZM34 164V165H35ZM178 164H182V161H180V160H176L175 161V165H178ZM225 164H227V163H225ZM1 165V164H0ZM4 165V164H3ZM2 165V166H3ZM28 165V166H29ZM46 165V164H45ZM171 165H173V164H171ZM193 165V164H192ZM200 165V164H199ZM202 165V164H201ZM260 165H261V168H262V165H263V170H262V177H259V173L261 172V169H260ZM18 166V165H17ZM22 166V165H21ZM163 166V165H162ZM228 166V165H227ZM235 166V167H234ZM1 167V166H0ZM4 167V166H3ZM31 167V166H30ZM190 167V166H189ZM193 167V166H192ZM18 168V167H17ZM168 168V167H167ZM187 168V167H186ZM27 169V168H26ZM33 169V168H32ZM31 169V170H32ZM36 169V168H35ZM40 169H41V167L39 168V171H40ZM45 169V168H44ZM137 169V168H136ZM146 169V168H145ZM179 169V168H178ZM177 169V170H178ZM189 169V168H188ZM193 169V168H192ZM20 170V169H19ZM18 170V171H19ZM37 170V169H36ZM138 170V169H137ZM153 170V169H152ZM250 170V171H249ZM21 171V170H20ZM19 171V172H20ZM24 171V170H23ZM29 171H30V169H29ZM28 171V172H29ZM39 171H37V172H39ZM46 171H49V170H45V171H43L42 170V172L40 173V175H42L43 174V172L45 173ZM154 171V170H153ZM190 171V170H189ZM14 172V171H13ZM28 172H25V174L27 173V175L29 174ZM33 172V171H32ZM34 172L36 173V171L34 170ZM33 172V173H34ZM51 171H49V173H50ZM53 172V171H52ZM137 172V171H136ZM140 172V171H139ZM178 172V171H177ZM31 173V172H30ZM34 173V174H35ZM150 173V172H149ZM161 173V172H160ZM193 173V172H192ZM18 174V173H17ZM32 174V173H31ZM33 174V175H34ZM39 174V173H38ZM154 174V173H153ZM174 174V173H173ZM176 174V173H175ZM19 175V174H18ZM24 175V173L21 175L20 174V178H18V180L20 179L21 181H22V177H24L23 178V180L25 179V176H23ZM33 175H32V177H33ZM40 175H38V176H40ZM45 175H47V176H45L44 177V181L46 180L45 178L46 177H49L48 176V173L46 172L45 173ZM246 175L247 176H249V179L248 180H246ZM31 175H29V177H30ZM34 176H37V173H36V175H34ZM43 176H44V174H43ZM139 176V175H138ZM146 176V175H145ZM163 176V175H162ZM176 176V175H175ZM184 176V175H183ZM246 178H245V177ZM28 177V176H27ZM40 177H42V176H40ZM40 177H36L37 179H39ZM137 177V176H136ZM178 177V176H177ZM239 177V178H240ZM17 178V177H16ZM74 178V177H73ZM123 178H125V177H123ZM141 178H143L142 176H141ZM176 178V177H175ZM259 178H262V179H259ZM27 179V178H26ZM25 179V180H26ZM37 179H36V181H37ZM42 179H43V177L41 178V179H39L40 181L39 182H41L42 181ZM69 179V178H68ZM104 179V178H103ZM159 179V178H158ZM179 179V178H178ZM30 180H31V182H32V179H31V177H30ZM133 180V179H132ZM143 180V179H142ZM163 180V179H162ZM171 180H174V179H172L171 178ZM198 180V179H197ZM35 181V180H34ZM34 181H33V183H34ZM35 181V182H36ZM72 181V180H71ZM123 181H125V180H123ZM28 182H29V179H28ZM28 182H26V184H29ZM38 182V181H37ZM34 183V187L36 188V185L38 184V183ZM43 182V181H42ZM126 182H127V179H126ZM129 182V181H128ZM167 182V181H166ZM196 182H198V181H196ZM17 183H18V181H17ZM61 183V182H60ZM130 183V182H129ZM140 183V182H139ZM147 183V182H146ZM236 183V182H235ZM244 183V182H243ZM257 183H259L260 184V186L258 187L257 186ZM16 184V183H15ZM24 184V183H23ZM42 183H40V185H41ZM123 184V183H122ZM143 184H145V183H143ZM142 184V185H143ZM234 184V183H233ZM255 184V183H254ZM131 186L133 185V183L132 184H130ZM147 185V184H146ZM195 185V184H194ZM32 186V188L34 189V187ZM38 186H39V184H38ZM43 186V184L41 185V187ZM193 186V185H192ZM244 186V185H243ZM242 186V187H243ZM31 187V186H30ZM163 187V186H162ZM1 188V187H0ZM29 188V187H28ZM39 188H40V186H39ZM18 189V188H17ZM24 189H26V188H24ZM30 190H32L33 191V189H31V188H29ZM37 189V188H36ZM36 189H34V191L36 190ZM67 189V188H66ZM148 189V188H147ZM157 189V188H156ZM162 189V188H161ZM200 189H201V187H200ZM245 189V188H244ZM5 190V189H4ZM7 190V189H6ZM5 190V191H6ZM27 190V189H26ZM42 190V189H41ZM49 190V189H48ZM101 190V189H100ZM154 190V189H153ZM243 190V189H242ZM258 190V191H259ZM1 191V190H0ZM19 190H15V192H16V194H13V193H10V192H6V193H10L9 194V196L7 195V197H8V199H6L5 201H3V199H4V197H2L1 195H2V193H1V195H0V201L2 202H6V203H8L9 204V202H7V201H12L13 202V200L14 201H16V196H17V198H18V196H20V198H22L23 197V195L22 194H18L17 192H18ZM30 192V191H28V194L31 196V198H29V195L27 194V196L25 197L24 196V198H22V201H21V199L19 200V198H18V201L20 202L19 204H18V206L16 205V206H14L13 208L12 207H9V208H7L8 207V204L6 205V203H5V205H6V208L4 207V209L2 208H0V223H1V225H0V228H2L3 227V231H6L7 230V232H4L5 233V235L6 234H8V235H10L12 238L14 237V235H15V239L13 238V242H12V246H10V247H12V249H13V251L10 249V247L8 248V249H10V251L8 252H2V253H0V259H2V263L1 264H3L4 262H6V259L8 258V260H7V263L6 264H17V262H19L18 264H88L87 262H86V257H88V256H86L85 257V255L83 254V252H81L82 250H86V246H85V244L83 245V243H84V241L86 240L87 241V239H89L90 237H88L85 233V235H83V236H81V237H83V239L81 240V239H79V237H77V239H74V240H72L71 242L69 241L68 242V244H65L64 243V241L65 240H63L62 239V237H61V235L65 232L63 229L64 228H68L70 225H68V227H67V221H69L70 219H72V215H68V211L67 212H63L62 214H60V215H56V217L57 216H64L65 218H66V220L64 219L63 220V218H61V219H59L58 220V222L59 223H61V225H62V227H61V230H63L64 232H62V234L60 233V232H56L57 230H55V232L54 231H52L51 230V232L53 233L54 232V234H56V236L54 235V236H51V235H47V239L44 237V235L42 236H40V232L38 233V238L36 237H34V239H32V240H29V243H27V242H25V244L26 245H23L24 243H23V241H21L20 240V242H22V243H20L18 240H19V238H21V237H19L17 240H16V238L18 237V236H22V234L24 235V233L25 234H27L28 232V234L30 235V234H32V232L30 231L31 229H30V227L29 226H33V227H31V228H34L35 226L34 225H37V226H39L40 228H41V226L45 229V227L47 226V224H45L46 222L45 221H47V220H49L50 221V219H48L47 218V216L45 215V218L44 219H46V220H44L43 221V219H42V221L44 222H41V221H37V219L38 218H36V220L35 221H33L34 222V225H29L28 224V222L29 221H31V217H27L29 220H28V222H27V218L23 215V214H21L20 213V210L21 211H23L24 209H33V208H29V206L27 207V208H25V205H31L30 204V201H32V195L30 194V193H36V191L35 192ZM43 191V190H42ZM42 191H38V194H37V199H40V198H38V197H41L44 193H41ZM57 191V190H56ZM166 191V190H165ZM202 191V190H201ZM30 192V193H29ZM44 192V191H43ZM91 192V191H90ZM160 192V191H159ZM88 193V192H87ZM122 193H124V192H122ZM50 194V193H49ZM54 194V193H53ZM55 194H56V192H55ZM97 194H99V193H97ZM126 194V193H125ZM154 194H158V193H155L154 192ZM160 194V193H159ZM179 194V193H178ZM21 195H22V197H21ZM24 195H26V194H24ZM35 195V194H34ZM33 195V196H34ZM51 195V194H50ZM91 195V194H90ZM99 196V195H98ZM110 196V195H109ZM118 196V195H117ZM260 196V195H259ZM122 197V196H121ZM262 197V196H261ZM5 198H6V196H5ZM28 198V199H27ZM35 198V197H34ZM90 198V197H89ZM103 198V197H102ZM159 198V197H158ZM161 198V197H160ZM164 198V197H163ZM119 199V198H118ZM24 200V201H23ZM36 200V199H35ZM94 200H96V199H94ZM17 201V202H18ZM41 201V200H40ZM53 201V200H52ZM92 201V200H91ZM0 202V203H1ZM33 202H35L34 201V199H33V201H32V203ZM41 202H43V201H41ZM114 202V201H113ZM136 202V201H135ZM142 202V201H141ZM231 202V201H230ZM3 203V204H4ZM27 203H29V204H27ZM235 203V202H234ZM239 203H241V201L239 202ZM243 203V202H242ZM13 204V203H12ZM15 204V203H14ZM115 204H116V202H115ZM139 204H140V202H139ZM245 204V203H244ZM2 205V204H1ZM20 205H22L21 207H22V209H21V207H20ZM33 205V204H32ZM31 205V206H32ZM84 205V204H83ZM142 204H140V205H137L138 206V208H140V206H141ZM9 206H11V204L9 205ZM24 206V207H23ZM62 207V206H61ZM166 207V206H165ZM165 207H164V209L163 210H166L165 209ZM244 207V206H243ZM246 207V206H245ZM42 208V207H41ZM72 208V207H71ZM87 208V207H86ZM86 208H84L85 210H86ZM137 208V209H138ZM64 209V208H63ZM81 209V208H80ZM93 209H94V207H93ZM98 209V208H97ZM136 209V210H137ZM216 209V208H215ZM40 210V209H39ZM74 210V209H73ZM91 210V209H90ZM90 210L88 211V209H87V211H88V214H92L93 215V213L92 212H90ZM214 210V209H213ZM53 211V210H52ZM63 211V210H62ZM79 211V210H78ZM98 211V210H97ZM150 211V210H149ZM162 211V210H161ZM189 211V210H188ZM217 211V210H216ZM25 213L26 212H30V210H26V211H24ZM23 212V213H24ZM40 212V211H39ZM38 212V213H39ZM72 212H76V211H72ZM71 212V213H72ZM137 212V211H136ZM138 212H140V211H138ZM155 212V211H154ZM153 212V213H154ZM163 212V211H162ZM168 212V211H167ZM174 212V211H173ZM191 212H193V211H191ZM190 212V213H191ZM96 213V212H95ZM143 213V212H142ZM149 213V212H148ZM159 213H160V211H159ZM216 213V212H215ZM33 214V213H32ZM81 214V213H80ZM186 214V213H185ZM188 214V213H187ZM193 214V213H192ZM239 214H240V212H239ZM29 215H30V213H29ZM48 215V214H47ZM90 215H88L87 217H89ZM97 216H98V214H96ZM100 215H102V214H100ZM158 215V214H157ZM82 216V215H81ZM106 216V215H105ZM189 216V215H188ZM196 216V215H195ZM194 216V217H195ZM34 217V216H33ZM38 217V216H37ZM85 217V216H84ZM190 217H191V215H190ZM193 217V216H192ZM40 218V217H39ZM50 218V217H49ZM60 218V217H59ZM82 218V217H81ZM93 218H95V215H94V217ZM101 218V217H100ZM152 218V217H151ZM149 219V218H147V217H144L143 215H140V214H138V213H136L133 217H132V219H130V222H136V223H131V227L129 228L130 229V232L129 233H140L139 231H140V229L138 228V224L140 223V222H146V226H148L149 228H152V229H156V228H159V227H162V229L164 228L165 229V231L163 232L166 236L167 235H169V234H171L172 232H173V230L174 229H171V228H173V226H176V220H174V219H172V222L170 223H167V220H166V222H154V220H153V218H154V216H153V218L152 219ZM168 218H170V217H168ZM172 218V217H171ZM32 219V220H33ZM53 219H56V218H54L53 217ZM90 219V218H89ZM88 219V220H89ZM195 219V218H194ZM199 219V218H198ZM208 219V218H207ZM24 220H26V221H24ZM52 220V219H51ZM73 220V219H72ZM91 220H92V218H91ZM90 220V221H91ZM98 220H100V219H98ZM160 220V219H159ZM162 220V219H161ZM206 220V219H205ZM37 221V222H36ZM56 221V220H55ZM84 221V220H83ZM37 224H36V223ZM41 222V223H40ZM52 222V221H51ZM51 222L49 223V225L47 226V227H49L50 225V227H51V229H52V224H51ZM97 222V221H96ZM181 222V221H180ZM223 222V221H222ZM56 223H57V221H56ZM55 223V224H56ZM59 223H58V225H59ZM83 223V222H82ZM89 223V222H88ZM90 223H92V222H90ZM148 223H149V225H148ZM38 224H41V225H38ZM45 224V225H44ZM96 224V223H95ZM95 224H93L94 226H95ZM178 224V223H177ZM60 225V226H61ZM86 225V224H85ZM89 225V224H88ZM110 225V224H109ZM80 226V225H79ZM100 226V225H99ZM144 226V225H143ZM4 227H5V230H4ZM53 227H54V225H53ZM74 227V226H73ZM85 227H87V226H85ZM91 227H92V224H91ZM182 227V226H181ZM38 228V227H37ZM36 228V229H37ZM55 228V227H54ZM103 228V227H102ZM108 228V227H107ZM167 228H170V229H167ZM174 228H177V227H174ZM35 229V228H34ZM80 229V228H79ZM95 229V228H94ZM94 229H93V231H94ZM196 229V228H195ZM200 229V228H199ZM2 230V229H1ZM54 230V229H53ZM69 230V229H68ZM92 230V229H91ZM99 230V229H98ZM171 230V231H170ZM181 230V228L179 227V230H178V232L177 233H179V231ZM34 231V230H33ZM38 231V230H37ZM48 231H50V229L48 230ZM112 231H114V230H112ZM227 231V230H226ZM46 232H47V230H46ZM160 232V231H159ZM181 232V231H180ZM200 232V231H199ZM41 233H43V232H41ZM75 233H76V231H75ZM57 234L59 235V236H57ZM61 234V235H60ZM73 234V233H72ZM71 234V235H72ZM83 234V233H82ZM141 234V233H140ZM146 234V233H145ZM162 234V233H161ZM3 235V234H2ZM2 235H0L1 236V240L0 241H2L3 239H4V237L2 236ZM4 235V236H5ZM7 235V236H8ZM33 235V234H32ZM79 235V234H78ZM89 235V234H88ZM101 235V234H100ZM164 235V236H165ZM139 236V235H138ZM151 236H152V234H151ZM163 236V235H162ZM215 236V235H214ZM80 237V238H81ZM97 236H95V237H92L90 240H98L97 238H96ZM107 237V236H106ZM148 237V236H147ZM153 237H155V236H153ZM168 237V236H167ZM198 237V236H197ZM222 237V236H221ZM221 237H220V239H221ZM7 237H5V239L4 240H7L6 239ZM32 238V237H31ZM71 238V237H70ZM96 238V239H95ZM127 238H129L128 237V235H126L124 238H123V240L124 239H127ZM149 238V237H148ZM150 238H152V237H150ZM200 238V237H199ZM204 238V237H203ZM217 238V237H216ZM11 239V238H10ZM10 239H9V237H8V240L10 241ZM73 239V238H72ZM162 239V238H161ZM160 238H155V239H153V241L151 240V242H153L152 244H153V247H161V245H164V244H162V243H164L162 240H161ZM219 239V238H218ZM217 239V240H218ZM12 240V239H11ZM16 240V241H15ZM140 240V239H139ZM168 240V239H167ZM94 241H93V243H92V245L90 246V244L88 245L89 247V250H90V248H92L93 246H95L94 245ZM95 241V242H96ZM213 241H215V240H213ZM213 241H211L210 240V242H207V243H205V246H200V248H198V250H200V252L202 251V252H204L205 250L207 251H209V250H212V248H214L215 246H216V243L215 242H213ZM257 241V240H256ZM98 242V241H97ZM141 242V241H140ZM91 243V242H90ZM139 243V242H138ZM149 243V242H148ZM208 243L210 244V245H208ZM99 244V243H98ZM101 244V243H100ZM147 244V243H146ZM1 245V244H0ZM5 244L3 243V247H5L4 246ZM208 245V246H207ZM166 246V245H165ZM219 246V245H218ZM217 246V247H218ZM66 247H68V248H70L69 250H66L65 251V248ZM98 247V246H97ZM141 247V246H140ZM143 247V246H142ZM148 247H150V246H148ZM191 247V246H190ZM144 248V247H143ZM151 248V247H150ZM197 248V247H196ZM0 249H1V247H0ZM161 249V248H160ZM169 249V248H168ZM188 249V248H187ZM190 249V248H189ZM88 250V251H89ZM146 250H148V249H146ZM197 250V249H196ZM2 251V249L0 250V252ZM138 251V250H137ZM206 251L204 252V253H206ZM167 252V251H166ZM170 252V251H169ZM6 253V254H5ZM94 253V252H93ZM96 253V252H95ZM191 253V252H190ZM16 254V255H15ZM17 254H19L20 256L18 257L17 256ZM91 254V253H90ZM126 254V253H125ZM142 253H138L137 255H141ZM17 256L15 259L13 258V256ZM89 255V254H88ZM120 255V254H119ZM136 255V256H137ZM202 255V254H201ZM111 256V255H110ZM130 256V255H129ZM138 256V257H139ZM192 256H194V255H192ZM251 256V255H250ZM254 256V255H253ZM124 257H125V255H124ZM133 257V256H132ZM135 257V256H134ZM207 257V256H206ZM104 258V257H103ZM111 258H112V256H111ZM123 258V257H122ZM129 257H127L126 259L127 260H129L130 261V259H128ZM157 258V257H156ZM254 258V257H253ZM101 259V258H100ZM106 259V258H105ZM109 259V258H108ZM113 260H112V262L113 263H115L116 262V260L114 259V258H112ZM142 259V258H141ZM159 259H160V257H159ZM159 259H157V260H159ZM211 259V258H210ZM252 259V258H251ZM5 260V261H4ZM92 260V259H91ZM96 260V259H95ZM125 261L126 263L128 262L129 263V261ZM155 260V259H154ZM186 260V259H185ZM189 260V259H188ZM199 260H200V258H199ZM209 260V259H208ZM90 261V260H89ZM107 261V260H106ZM118 261V260H117ZM124 261H122L121 260V262L120 263H122V262H124ZM134 261V260H133ZM167 261V260H166ZM187 261V260H186ZM186 261L184 262V263H182V264H186ZM205 261V260H204ZM21 262V263H20ZM124 262V263H125ZM136 262V261H135ZM138 262H140V261H138ZM154 262V261H153ZM164 262V261H163ZM188 262V261H187ZM190 262V261H189ZM188 262V263H189ZM196 262V261H195ZM206 262H207V260H206ZM93 263V262H92ZM111 263V262H110ZM119 263V264H120ZM123 263V264H124ZM125 263V264H126ZM127 263V264H128ZM133 263V262H132ZM155 264H156V262H154ZM187 263V264H188ZM241 263H243V262H241ZM262 263V262H261ZM130 264V263H129ZM141 264V263H140ZM149 264V263H148ZM163 264H165V263H163ZM202 264V263H201ZM253 264V263H252Z\"/></svg>",
  "mask_w": 264,
  "mask_h": 264
}]
</instances>
